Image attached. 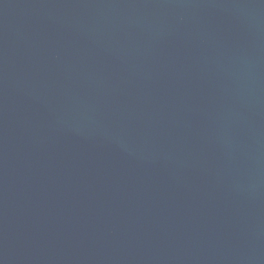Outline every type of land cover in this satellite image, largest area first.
Returning a JSON list of instances; mask_svg holds the SVG:
<instances>
[{
  "label": "water",
  "instance_id": "1",
  "mask_svg": "<svg viewBox=\"0 0 264 264\" xmlns=\"http://www.w3.org/2000/svg\"><path fill=\"white\" fill-rule=\"evenodd\" d=\"M0 264H264V0H0Z\"/></svg>",
  "mask_w": 264,
  "mask_h": 264
}]
</instances>
